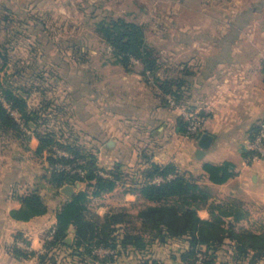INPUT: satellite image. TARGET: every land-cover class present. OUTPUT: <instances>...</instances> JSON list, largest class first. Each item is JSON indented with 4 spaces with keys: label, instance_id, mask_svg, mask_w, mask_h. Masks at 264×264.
<instances>
[{
    "label": "crops",
    "instance_id": "1",
    "mask_svg": "<svg viewBox=\"0 0 264 264\" xmlns=\"http://www.w3.org/2000/svg\"><path fill=\"white\" fill-rule=\"evenodd\" d=\"M80 1L96 6V13L91 14ZM103 1L0 0V16L18 17L23 28L34 31L33 19L48 24L50 17H65L72 12L90 19L97 18L104 7ZM188 1L183 8L190 12ZM228 1L231 4L229 26L235 35L233 43H165L164 47L175 52L168 58V72L171 74L167 78L181 82V87H172L173 91L178 90L179 99L151 90L143 83L141 73L126 71L116 60L100 67L99 77L95 80L82 67L86 62L84 59L66 60L56 49L50 48L49 43L41 44L54 63L62 67L52 75L72 97L74 104L70 106V110L73 109L70 119L77 132L75 140L97 156L103 176L111 177L116 173L121 177L112 192L91 197L90 208L94 213L105 217L125 211L130 215L131 223H140L143 228L138 214L150 202L141 197L139 190L151 165L173 164L182 173L203 176L206 163L231 162L237 172L234 178L216 185L205 176L204 183L218 190L214 198L216 203H243L248 214L237 228L257 231L264 225V159L250 161L247 152L264 121V0ZM199 7L202 12L209 10L205 2ZM253 30L257 36L251 35V39H247L246 32ZM35 33L40 41L41 34ZM48 59L45 57L46 61ZM179 63L181 67L177 71L174 65ZM6 72L7 68L4 74ZM25 90L31 96L29 89ZM172 99L176 106L171 104ZM188 108L205 117L204 133L214 137L202 159L197 156L199 139H192L185 132L183 113ZM27 140L29 144L18 145L20 153L4 152L0 155V264H51L41 261L45 252L44 240L55 229L59 210L71 199L49 183L38 165L36 158L43 157L37 154L40 141L35 131ZM40 178L46 181L45 190L34 191ZM85 189L86 185L82 184L76 193ZM33 192L43 197L48 212L29 221L18 220L12 211L20 210L23 205L21 197ZM199 215L204 220L211 219L208 209L200 210ZM229 222L233 223V220ZM118 227L120 236L128 230L142 235L147 242L146 248L136 250L131 246L125 250L119 247L113 261L99 264H145L146 261L184 264L181 254L189 247L186 238L171 239L173 243L181 244L180 253L166 258L161 253L157 256L154 251L149 252L155 250L152 247L157 242L150 232L127 228V224ZM74 233L72 227L69 237L72 241ZM21 239L30 246V251L25 250L31 253L28 257L14 253L13 248ZM227 242L235 244L230 240ZM235 252L231 249L220 253L216 264H264V259L258 263H252L248 258L236 262L231 257ZM57 253L63 254L65 259L55 264H80L82 261L95 264L91 258L72 255V249L57 250ZM224 256H229L225 263L222 262Z\"/></svg>",
    "mask_w": 264,
    "mask_h": 264
},
{
    "label": "trees",
    "instance_id": "2",
    "mask_svg": "<svg viewBox=\"0 0 264 264\" xmlns=\"http://www.w3.org/2000/svg\"><path fill=\"white\" fill-rule=\"evenodd\" d=\"M80 4L85 5V9L90 10L91 14L96 13V6L89 5L86 1H80ZM3 18L7 21L10 16H3ZM19 24H23L21 20ZM32 24L33 26H31L37 30L32 32L41 34V42L37 40L39 45L52 43L46 39L48 26L44 20L33 19ZM97 32L112 48L117 62L126 69H131L133 60H137L144 66V76H148L150 73L153 76L156 74L158 59L147 42L144 26L125 18L106 15L97 22ZM54 47L57 51V46ZM8 62L7 53L0 48V128L9 132L17 130L24 132L6 109L3 101L5 100L13 109L20 112L26 126L35 131L40 141L37 154L43 156L45 152L48 153L47 158L50 164L48 169L51 170V173L46 178L49 183L59 190L65 185L76 186L78 183L86 185L85 190L75 193L59 210L54 238L49 241L47 236L45 237V252L41 255V261H49V253L72 249V255L106 263L113 261L115 256L101 259L94 253L96 249H118L121 247L129 250L131 246H134L136 250L145 249L147 242L142 235H135L129 230L122 236L118 234V225L127 224L128 228L131 223L130 215L127 212L119 211L101 217L90 208L91 197L112 192L121 179L120 175L116 173H113L111 177L101 175L102 169L94 153L86 151L76 143H59L53 134H44L39 131L41 117L38 111L32 110L29 105L30 94L26 90L12 85L8 76L3 74ZM161 86L165 94L179 99L178 90L173 91L172 87H181V82L165 81ZM57 147L66 149L75 159L84 161V165H82L86 171L84 177L53 170L57 163L68 164L74 161L70 158L55 157ZM204 172L203 176H194L190 173L180 172L173 164L151 165L150 169L146 171V180L139 190L141 197L150 202L138 214L143 229L150 232L154 240L161 242H165L168 238H186L189 248L181 254V259L185 264H197L200 253L206 255L202 264H216L218 252L228 240L235 242V255L239 260L252 256L251 262L256 263L263 259L264 231L237 228V224L248 214L243 203L240 201L216 203L214 198L217 196L218 190L203 181L207 176L213 184H224L237 175L235 165L231 162L206 163ZM158 177L163 178V181L153 183L152 181ZM21 201L22 208L12 211V215L18 220L29 221L48 212V206L37 192L21 197ZM202 209L209 210L210 220L200 217L199 211ZM230 219L233 220V223L229 222ZM72 227L75 228L74 240L69 243L67 239L71 235ZM203 248L206 250L204 251ZM13 250L20 257L31 255L17 245ZM145 264L161 263L146 261Z\"/></svg>",
    "mask_w": 264,
    "mask_h": 264
},
{
    "label": "rangeland",
    "instance_id": "3",
    "mask_svg": "<svg viewBox=\"0 0 264 264\" xmlns=\"http://www.w3.org/2000/svg\"><path fill=\"white\" fill-rule=\"evenodd\" d=\"M204 2L209 10L202 12L199 5ZM185 3L186 0H105L103 1L104 7L100 9V16L94 19L75 12L67 14L65 17H50V20L47 21L48 33L46 39L52 41V43H49L50 48L55 49L54 46H57L58 55L63 56L66 60L84 59L86 62L82 67L97 80L101 71L100 67L106 63L111 64L116 60L112 48L98 34L97 22L106 15L136 22L144 26L147 42L158 59V70L154 76L151 73V75L144 76V66L137 60H133L131 69L122 66L126 71L141 73L145 85L156 93L164 95L161 85L165 81L175 80L167 78L171 74L168 72V58L175 55V52L170 47H164L165 43H233L235 39V35L229 26L231 4L228 0H189L187 5L191 8L190 12L189 9L183 8L184 5L186 6ZM3 19V15H1L0 48L7 53L9 58L6 75H9L8 79L12 85L21 90L28 88L31 92L28 102L31 109L37 110L41 117L39 131L44 134H53L59 143H76L84 146L83 143L78 142L79 140H75L77 132L75 133L70 119L73 115V109L70 110V106L74 103L71 100L69 90L65 86L59 85L52 75L61 71L62 67L54 63L53 57L48 55L44 45H39L36 33L22 28V25L19 24V18L10 17L7 21ZM246 35L247 39H251L250 36L256 35V33L254 30L247 31ZM45 57L50 59L46 61ZM43 58L44 60H42ZM37 61L41 62L37 64ZM82 67L81 69H83ZM174 67L177 68V71L180 70L181 63L174 65ZM3 74L2 76H4ZM150 76L152 77L151 80L149 79ZM27 129L28 131L24 132L22 130L9 132L0 128V155L4 152L20 153L18 145L29 144L27 139L34 132L28 127ZM57 149L67 151L59 147ZM42 157L36 158L38 159L37 163L42 167L44 174L49 175L51 170L46 169L50 166L47 158L48 153L45 152ZM45 184L46 181L40 178L34 191L45 190ZM129 227L137 228L138 231L143 230L141 224L137 222L130 223ZM243 228L245 229V227H238V229ZM257 231H264V225ZM171 239L173 238H168L165 242L157 240L155 246L152 247L155 250H149V252L153 253L154 251L158 254L157 256H160L161 253L166 258H172L176 253H180L178 249H180L181 244L173 243ZM20 242L22 243V240ZM16 244L22 250H26L18 243ZM24 246L28 247L27 251H30L28 243H25ZM231 249L235 250V244L226 242L218 252L217 257L219 258L220 253H226ZM203 250L205 251L206 248H203ZM62 255L58 254L57 251L49 253L48 262L52 261L51 264H54L65 259ZM200 255L204 260L205 253H200L198 256ZM97 256L101 259L105 258ZM231 257L234 261L240 262L236 255ZM218 258L217 262L219 261ZM223 258L222 262L225 263L226 258L229 259V256ZM251 258L252 256L248 259ZM50 259L52 260L50 261ZM263 259L261 260L263 261ZM92 261L95 264L102 263L95 262L93 259ZM80 264H90V262L82 261Z\"/></svg>",
    "mask_w": 264,
    "mask_h": 264
},
{
    "label": "built area",
    "instance_id": "4",
    "mask_svg": "<svg viewBox=\"0 0 264 264\" xmlns=\"http://www.w3.org/2000/svg\"><path fill=\"white\" fill-rule=\"evenodd\" d=\"M151 76L149 79L151 80ZM4 105L10 115L15 119V121L20 125V127L24 131H28L27 126L23 120L22 115L19 111L13 109L5 100ZM171 103L173 105L176 104L175 101L171 100ZM184 118L186 121V134L194 139H200V137L205 132V123L206 119L198 112L192 110V109H186L184 110ZM249 152V160L250 161H257V160H263L264 159V121H262L259 125L258 131L256 132L254 138L248 145ZM55 157L57 158H70L74 161L72 163L64 164V163H57L53 170H56L58 172H67L73 175H78L80 177H84L86 175V171L82 168V165H84V161L82 159H75L71 153L55 149ZM101 175H104V173L101 172ZM163 181V178L158 177L155 178L152 182L153 183H161ZM55 229H53L49 235L47 236L48 240H53L54 238ZM18 245L22 246L26 250L28 247L24 246L25 244L22 242L18 243ZM95 254L102 256V257H109V256H117L118 249H111V248H98L94 251ZM203 257L200 255L199 260L197 261V264H202Z\"/></svg>",
    "mask_w": 264,
    "mask_h": 264
},
{
    "label": "water",
    "instance_id": "5",
    "mask_svg": "<svg viewBox=\"0 0 264 264\" xmlns=\"http://www.w3.org/2000/svg\"><path fill=\"white\" fill-rule=\"evenodd\" d=\"M214 137L209 135L208 133H204L200 139L198 140V146H199V151H198V158L202 159L203 156L205 155L206 151L210 149L211 145L213 144ZM111 144V143H110ZM81 188V184L75 185H65L63 188H61V192L69 197H73L76 193V189ZM67 242L71 243L72 238H68Z\"/></svg>",
    "mask_w": 264,
    "mask_h": 264
}]
</instances>
